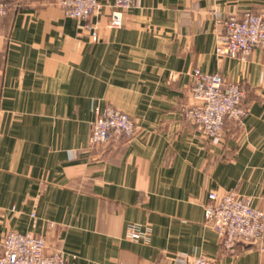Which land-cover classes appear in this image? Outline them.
Instances as JSON below:
<instances>
[{
  "label": "crops",
  "instance_id": "1",
  "mask_svg": "<svg viewBox=\"0 0 264 264\" xmlns=\"http://www.w3.org/2000/svg\"><path fill=\"white\" fill-rule=\"evenodd\" d=\"M7 1L0 255L17 231L75 264H175L179 255L264 264L255 248L226 251L206 221L211 193L251 197L264 211V51L218 53L220 21L264 13V0H141L120 28L110 27L115 0L83 20L55 0ZM195 69L246 91L243 125L228 120L221 139L185 116ZM105 107L128 114L137 133L92 147L91 124Z\"/></svg>",
  "mask_w": 264,
  "mask_h": 264
},
{
  "label": "built area",
  "instance_id": "2",
  "mask_svg": "<svg viewBox=\"0 0 264 264\" xmlns=\"http://www.w3.org/2000/svg\"><path fill=\"white\" fill-rule=\"evenodd\" d=\"M68 17L90 19L103 8L101 0H59ZM141 0H115L110 18L111 28L124 25L125 14L141 8ZM0 6V22L6 14ZM224 33L219 37L218 53L236 57L249 56L256 50L264 51V13L248 12L243 17L220 21ZM94 40L98 31L93 29ZM192 98L195 105L185 109V116L208 137L221 139L228 120L243 124L249 110L243 105L246 91L241 83H228L219 74L193 71ZM137 133L135 121L113 107L98 108L91 124L92 147L130 140ZM206 221L217 232L222 247L234 253L238 246L252 247L264 253V211L253 206L251 197L230 192L223 196L211 193L206 205ZM137 240L142 234L130 230ZM0 264H75L61 249L49 250L45 238L33 233L9 232L3 240ZM175 264H211L205 257L179 255Z\"/></svg>",
  "mask_w": 264,
  "mask_h": 264
},
{
  "label": "rangeland",
  "instance_id": "3",
  "mask_svg": "<svg viewBox=\"0 0 264 264\" xmlns=\"http://www.w3.org/2000/svg\"><path fill=\"white\" fill-rule=\"evenodd\" d=\"M57 1L58 5H59V0H55ZM3 5L6 7V9L8 10V1L7 0H4L2 2H0V6ZM61 7V6H60ZM62 8V7H61ZM239 56H242V55H239ZM237 57V56H236ZM243 57H246V56H243ZM227 82V81H226ZM229 83V82H228ZM242 85V84H241ZM243 86V85H242ZM246 97V96H245ZM248 109V108H247ZM249 110V109H248ZM234 122V121H233ZM236 123V122H235ZM238 124V123H237ZM239 125H243V124H239Z\"/></svg>",
  "mask_w": 264,
  "mask_h": 264
}]
</instances>
